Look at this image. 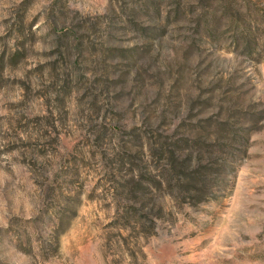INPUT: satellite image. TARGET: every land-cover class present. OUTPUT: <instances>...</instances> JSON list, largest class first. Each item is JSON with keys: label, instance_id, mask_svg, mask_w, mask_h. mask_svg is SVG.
I'll return each instance as SVG.
<instances>
[{"label": "rangeland", "instance_id": "374dc122", "mask_svg": "<svg viewBox=\"0 0 264 264\" xmlns=\"http://www.w3.org/2000/svg\"><path fill=\"white\" fill-rule=\"evenodd\" d=\"M0 264H264V0H0Z\"/></svg>", "mask_w": 264, "mask_h": 264}]
</instances>
